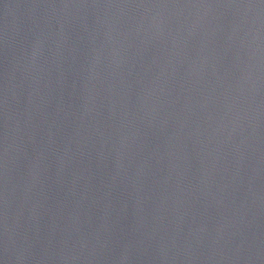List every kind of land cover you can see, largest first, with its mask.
I'll list each match as a JSON object with an SVG mask.
<instances>
[{
    "label": "water",
    "instance_id": "95a60500",
    "mask_svg": "<svg viewBox=\"0 0 264 264\" xmlns=\"http://www.w3.org/2000/svg\"><path fill=\"white\" fill-rule=\"evenodd\" d=\"M0 264H264V0H0Z\"/></svg>",
    "mask_w": 264,
    "mask_h": 264
}]
</instances>
